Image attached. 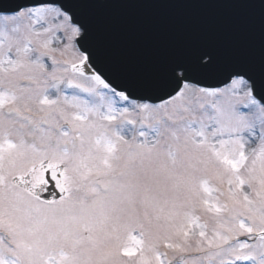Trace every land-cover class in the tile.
<instances>
[{"label":"snow or ice","instance_id":"snow-or-ice-1","mask_svg":"<svg viewBox=\"0 0 264 264\" xmlns=\"http://www.w3.org/2000/svg\"><path fill=\"white\" fill-rule=\"evenodd\" d=\"M258 54L191 43L149 82L91 13L0 0V264H264V0Z\"/></svg>","mask_w":264,"mask_h":264},{"label":"water","instance_id":"water-1","mask_svg":"<svg viewBox=\"0 0 264 264\" xmlns=\"http://www.w3.org/2000/svg\"><path fill=\"white\" fill-rule=\"evenodd\" d=\"M119 2L124 6L95 10L91 22L111 60L145 82L168 58L194 42L219 49L226 59L259 52L258 10L226 5L225 0H188L185 9L194 13L189 18L177 12L184 0Z\"/></svg>","mask_w":264,"mask_h":264}]
</instances>
